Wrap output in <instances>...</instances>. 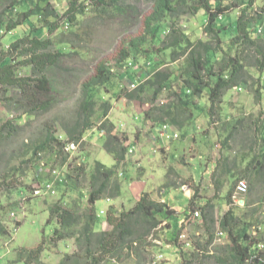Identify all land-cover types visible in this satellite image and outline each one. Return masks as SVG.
I'll return each instance as SVG.
<instances>
[{"label": "trees", "instance_id": "16d2710c", "mask_svg": "<svg viewBox=\"0 0 264 264\" xmlns=\"http://www.w3.org/2000/svg\"><path fill=\"white\" fill-rule=\"evenodd\" d=\"M5 8L0 14V31L5 33L20 29V35L8 43L7 48L1 47L0 39V99H4V106L9 112L15 110L18 114L4 120L0 124V147H7V142L19 137L27 131V127L34 131L20 142L19 148L8 150V159L0 170V192L13 190L20 184L19 176L26 177L25 166L35 167L43 155L68 159L64 152L65 141L80 142L85 133L98 125L99 131L104 132L103 149L110 154L115 163L112 167L106 166L101 161H96L93 171L89 176L90 190L87 194L86 207L81 208L78 200L69 207L56 202L48 208V224H54L51 242H58L75 238L77 250L65 254L59 264H104L115 260H122L129 253L134 252L138 261L142 262V253L150 254L147 247L154 243L149 236L156 232L159 225H168V220L173 218L174 210L162 201L152 199L151 194L143 192L135 204L125 210L118 211L113 205L105 215L109 225L107 230L96 228L102 220L96 208V203L101 199H114L121 194V183L117 177L119 167L125 162L128 152V135L124 132L117 133L114 123L108 119L111 105L108 101L100 104L95 98V93L105 94L104 86L111 77L122 71L126 78L131 80L137 77V69H148L153 57L146 44H162L161 48L168 50L172 59L185 58L182 73L184 84L177 94L179 106L175 108L160 109L161 115L153 116V121L169 119L174 125L180 126L176 114L188 110L190 97L207 95L208 113L221 103L225 93L233 87L243 84L255 99L264 100V85L253 83V72L264 74V17L262 11L251 15L256 0H147L151 3V12L144 17L142 33L126 41L114 57L113 64L104 61L98 63L94 73L81 85V97L70 113V118L64 120L62 115L53 118H43L55 108L56 91L49 74L57 67L61 59L73 50L65 51L57 48L71 42L53 37V34L65 23V27L80 24V17L93 8L94 11L106 12L110 8L121 9L122 0H68L65 11L59 15L51 0H5ZM22 8V10H19ZM203 11V32L209 40L202 38L193 39L178 26L180 17L191 14L196 15ZM230 14L236 15L231 21ZM33 18L41 25L35 24ZM261 28V33L258 29ZM79 33H75L78 36ZM164 34V36H162ZM162 38V39H160ZM146 45V46H145ZM226 46V48H225ZM148 63H150L148 65ZM130 64V65H129ZM28 68V73L23 72ZM119 71L113 73V69ZM254 70V71H253ZM169 74L163 69H157L147 79L140 83L133 92L121 93L129 99L138 98L142 92L151 91L153 101L161 91L170 84ZM260 82V78L258 79ZM133 89V88H132ZM11 95H10V94ZM134 95V96H133ZM232 105V103H231ZM237 109L241 107L233 106ZM193 112L190 113V115ZM145 121L150 114L146 112ZM32 118V119H31ZM36 119L42 121L30 123ZM243 118L233 119L227 136L222 141L224 146L238 131V126L243 124ZM22 121V122H20ZM258 121V122H257ZM57 130L62 134L58 135ZM256 153L247 164L243 178H247V187L253 191L263 185L264 189V120H256ZM60 136H64L61 139ZM20 159L19 164L16 160ZM222 172H227L228 164H224ZM74 175H68L72 182L79 186L80 178L86 174L83 166L74 168ZM16 175V177H14ZM214 176V174H213ZM239 180V179H238ZM49 181L45 182L48 183ZM238 182V181H237ZM234 183L226 194L228 205L236 192L238 183ZM40 184L39 186H43ZM181 185H188L192 195L188 200L189 214L197 210L202 215V220L209 233V239L200 249L201 253L208 251L212 242L211 230L208 226L207 208L212 206L209 201L200 204L195 198L199 194V185L193 179H185ZM2 186V187H1ZM21 187V186H19ZM25 187V186H24ZM26 188V187H25ZM253 189V190H252ZM248 191L249 195L251 193ZM247 193V192H246ZM246 195V194H245ZM244 197L243 207L237 203L236 207H229L222 215L219 225L226 231L230 245L227 247V256L219 259L220 264H264V238L256 237L250 232L252 221L249 219L254 211L250 209L252 200ZM260 201L264 203V190ZM192 210V211H191ZM189 214H185L188 217ZM258 229L264 232V221H254ZM181 230V229H180ZM180 231L167 241L176 245ZM11 232L7 225L0 221V237H10ZM152 240V239H151ZM156 240V239H155ZM191 241L185 240L184 244L191 246ZM197 245L200 246L198 242ZM46 246L43 239L34 248L21 247L17 251L18 261L23 264H45L41 261V254ZM204 256V255H202ZM186 260L184 264H192Z\"/></svg>", "mask_w": 264, "mask_h": 264}, {"label": "rangeland", "instance_id": "374dc122", "mask_svg": "<svg viewBox=\"0 0 264 264\" xmlns=\"http://www.w3.org/2000/svg\"><path fill=\"white\" fill-rule=\"evenodd\" d=\"M51 1L61 15L66 9L68 0ZM5 2L0 0V14L5 8ZM121 4V9L113 7L106 12L94 11L91 8L87 14L80 17L78 27H65L63 23L61 28L53 34L54 38L61 36V39L71 41L69 45H57L56 49L62 47L63 50L68 51L71 48L73 52L64 56L49 74L56 91L55 108L43 118V121L55 115H62L64 120L69 119L70 113L81 97L82 82L94 73L98 63L104 61L109 65L113 64L117 51L126 44V41L142 33L144 17L151 12V3L147 0H122ZM253 6L251 15L262 11L264 17V0H256ZM235 18L236 15L230 14L231 21ZM33 21L41 25L37 19L33 18ZM202 23L203 11L201 10L196 15L187 14L180 17L178 26L193 39L209 40V36L203 32ZM20 31L15 29L11 33L0 32L1 47L7 48L8 43L20 35ZM75 33H79L78 36H75ZM146 45L153 57L151 63L155 64H151L148 69L143 68V72L138 73L135 88L147 79V75L153 74L157 69H163L170 76V84L156 99L148 101L152 98L151 91L142 92L141 96L138 95L135 99L120 96L121 93L135 90L130 87V82L135 79V75L129 80L125 73L117 68L112 70V74L119 72L114 74L104 86L105 94L95 93L99 104L103 101L110 103L108 119L114 123L117 133L124 132L128 135L127 145L134 150L133 153L126 154L125 162L117 171V177L121 183V194L118 204L113 206L118 211L127 210L135 204L143 192L150 193L152 199L156 201L164 198L171 204L182 205L185 201L181 190H176L172 186H175L179 178L190 179L189 174H191L197 181L195 184L199 185V194L195 200L199 201L201 198L200 204L209 201L212 206L211 209L206 210L212 238L208 251L200 252L206 240L209 239L203 217L201 213L196 218L191 217L187 210L189 206L187 203L180 208V211L173 209L174 215L168 220V225L158 226L157 233L160 237L154 238L156 232L149 236L154 246L147 247L150 251L149 255L142 253L143 260L140 264H184L186 260H191L192 254L195 256L192 264H220L219 259L227 256L226 249L230 242L219 222L229 207H236L233 198L232 204L228 205L226 194L237 181V183L245 181L246 185L248 183L247 178H243L242 175L245 174L248 162L256 153L255 144L258 141L255 130L256 120H264V100L255 99L249 86L240 84L238 85L241 87L240 90L233 87L225 93L221 103L213 109L211 114L208 113L209 103L205 94L202 97H190L189 108L186 111L180 106V111L176 114L180 126L174 125L168 118H164L163 121H153V116L161 115L158 107L173 109L179 106L177 94L182 95L180 91L185 76L181 70H183L182 65L185 64V58L172 59L170 52L163 50L160 43ZM23 72L28 73V68H24ZM253 73L249 85L255 83L263 86L264 74ZM261 92L264 93V89H261ZM4 103V99H0V124L18 114L15 110L8 112ZM231 103L241 109L236 110ZM146 112L150 114L147 122L144 118ZM191 112L193 114L190 115ZM243 117L244 122L238 126L234 139L230 140L228 146H224L222 141L227 136L233 119ZM41 121L42 119L38 121L34 119L30 123L34 125ZM162 123L175 126L179 138L173 141L159 140L155 136L154 129L158 130L157 126ZM29 131L32 133L34 128L28 126L27 131L19 134L17 140L12 139L7 142V147H0V170L8 159V150L19 148L20 141L28 137ZM57 134L62 133L57 130ZM103 141L104 135L100 136L98 125L95 124L85 133L80 147L72 156L69 155L65 162H62L60 157L43 155L42 160L35 167L25 166L27 176H19L21 187L0 192V221L7 225L11 232L10 237H0V264H23L17 260L18 249L34 248L43 239L46 240V246L41 254V261L45 264H59L66 253L70 254L77 250L75 238L55 243L50 241L55 225L46 222L47 210L56 202L69 207L82 195L84 197L79 204L82 209L86 207L87 194L90 190L89 176L95 162L101 161L110 166L113 161L112 156L103 149ZM19 162L20 159L16 160L17 165ZM224 164H228L227 172H224V169L223 172L221 171ZM79 165L84 167L86 174L80 178L79 186H76L67 176L74 175V168ZM47 181L54 183L55 193L34 195V188ZM179 182L181 183L182 180ZM262 186L261 184L256 189H252L253 191H249L247 187L245 192L237 195V198L244 199L250 196L248 191L252 192L250 209L254 211V214L249 218L252 221L250 232L258 238H264V232L254 223L256 220L264 221V203L260 201L264 190ZM242 204L240 207H243ZM96 206L97 211L106 207L105 200H99ZM109 207L98 211L102 220L96 228L97 231L110 228L105 221ZM184 212H187L189 216L183 217ZM102 221L106 222L105 229L101 228ZM178 230L180 234L185 235V239L180 238L179 235L176 245L167 241ZM220 233L223 234L220 235ZM187 239L191 241V246L184 244ZM198 242L200 248L197 245ZM158 255H162L160 260H156ZM138 258L134 252H131L120 261L115 260L104 264H136Z\"/></svg>", "mask_w": 264, "mask_h": 264}, {"label": "built area", "instance_id": "2783aa9c", "mask_svg": "<svg viewBox=\"0 0 264 264\" xmlns=\"http://www.w3.org/2000/svg\"><path fill=\"white\" fill-rule=\"evenodd\" d=\"M261 28L258 29V33H261ZM130 65V64H129ZM130 86L131 88L136 86L135 82H130ZM240 90V89H239ZM158 133H159V137L162 141H166V140H170V139H175L178 137V133L176 131H172L170 129V127L168 125H162L158 128ZM79 148V143H74V142H67L64 145V151L66 153H68L69 155H72L77 149ZM129 153H133V148L129 149ZM247 189V185L245 181H242L240 183L237 184L236 186V192L235 195H237L238 193L241 192H245ZM34 195L39 196V195H51L53 193H55V189H54V183L52 181H49L48 183H45L43 186H38L36 188H34L33 191ZM235 197V196H234ZM237 204L239 203V200L236 201ZM199 213L197 211L194 212V216H198ZM223 233H220V235H222ZM180 238H184L185 239V235L181 234ZM1 253V251H0ZM162 258V255H158L156 257V260H160Z\"/></svg>", "mask_w": 264, "mask_h": 264}, {"label": "crops", "instance_id": "0c3cea01", "mask_svg": "<svg viewBox=\"0 0 264 264\" xmlns=\"http://www.w3.org/2000/svg\"><path fill=\"white\" fill-rule=\"evenodd\" d=\"M154 133H155V136L157 137V132H155L154 131ZM100 136H102V133H100ZM113 158V157H112ZM103 163V162H102ZM114 163H115V161H114V159H113V161H112V163H111V165L110 166H108L107 164H105L106 166H108V167H112L113 165H114ZM190 175V179H193L194 180V182H197L196 181V179L194 178V176H192L191 174H189ZM181 176H183V175H181ZM186 179V178H185ZM180 180H182V181H184L183 179H181V178H179V181ZM179 181H176V183H175V186H172V187H174L176 190H181V192H182V197H183V199H184V201H185V203L184 204H182V205H179V204H171V203H169L167 200H165L164 198H162L161 199V201H163V202H166L172 209H175L176 211H180L181 209V207L183 206V205H185V204H187L188 203V200H189V198L191 197V194H192V192H191V189L189 188V186L188 185H181V183L179 182ZM179 185V186H178ZM120 197V196H119ZM119 197L118 198H116V199H109V198H106V199H103V200H105V205H106V207H104V208H100V209H98V211L99 210H103V209H105V208H107V207H109L110 205H117L118 204V200H119ZM200 200H202L201 198L199 199V201ZM101 201H102V199H101ZM198 201V202H199ZM242 201L243 200H239V203L240 204H242ZM204 202V201H203ZM243 203H244V201H243ZM97 207V206H96ZM98 208V207H97ZM189 213V212H188ZM185 214H187V212L185 213L184 212V215H183V217L185 216ZM181 220H179V222H180ZM105 227H106V222L104 223V221H102V224H101V228L102 229H105Z\"/></svg>", "mask_w": 264, "mask_h": 264}, {"label": "clouds", "instance_id": "9594fccd", "mask_svg": "<svg viewBox=\"0 0 264 264\" xmlns=\"http://www.w3.org/2000/svg\"><path fill=\"white\" fill-rule=\"evenodd\" d=\"M4 31V30H3ZM3 31H0V32H3ZM5 33V32H4ZM8 33H11V32H8ZM8 47V46H7ZM150 63H148V65H149ZM150 66V65H149ZM137 71H138V73L140 74V73H142L143 71L141 70V68H139V69H137ZM132 82H135L136 83V85H137V81H138V76L137 77H135V79L134 80H131ZM131 87V86H130ZM136 87V86H135ZM135 87H133V88H135ZM236 88H238V89H241V87H236ZM132 89V88H131ZM162 125H168L169 127H170V129L172 130V131H176V127L175 126H173V125H170V124H167V123H162V124H160V125H158L157 126V129L160 127V126H162ZM154 131L155 132H157V138L159 139V140H161L160 139V137H159V133H158V130H155L154 129ZM100 133H102V135H104V132L103 131H100ZM60 138L61 139H63V140H65L64 139V136H60ZM179 138V135H178V137L177 138H175V139H170V140H167V141H173V140H177ZM83 140V139H82ZM82 140L80 141V142H74V143H79V147H80V145H81V143H82ZM162 141V140H161ZM67 142H73V141H65V143H67ZM163 142V141H162ZM65 143H64V145H65ZM129 149H131L130 147H129ZM129 149H128V152H129ZM134 151V150H133ZM65 152V151H64ZM127 152V153H128ZM68 154V153H67ZM68 156H69V154H68ZM72 156V155H71ZM238 195V194H237ZM237 195H235V193H234V196H233V199H234V201H235V203H237L236 201L237 200H243V199H240V198H237ZM244 201V200H243ZM243 201H242V203H243ZM240 205V204H239ZM195 211H197V210H195ZM195 211H193L192 213H190V215H191V217H194V218H196L195 216H194V212ZM198 212V211H197ZM199 213V212H198ZM199 216V215H198Z\"/></svg>", "mask_w": 264, "mask_h": 264}]
</instances>
